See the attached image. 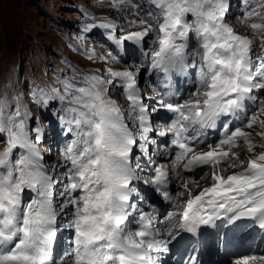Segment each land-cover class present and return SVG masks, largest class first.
<instances>
[{"label": "snow or ice", "instance_id": "obj_1", "mask_svg": "<svg viewBox=\"0 0 264 264\" xmlns=\"http://www.w3.org/2000/svg\"><path fill=\"white\" fill-rule=\"evenodd\" d=\"M244 6L240 24L250 35L228 22L229 0H108L121 22L85 13L75 37L101 68L66 61L54 82L0 99V264H167L174 246L205 229L248 221L264 230V142L246 131L258 127L264 141V0ZM97 29L100 53L87 48ZM130 49L146 60L123 61ZM144 74L165 89L146 97ZM174 76L190 86L186 94L169 90ZM43 111L64 137L54 163L39 147L33 112ZM161 111L169 115L157 126ZM209 130L218 138L209 141ZM194 174L210 176L196 194ZM144 186L172 210L161 213ZM234 264H264V254Z\"/></svg>", "mask_w": 264, "mask_h": 264}, {"label": "rangeland", "instance_id": "obj_2", "mask_svg": "<svg viewBox=\"0 0 264 264\" xmlns=\"http://www.w3.org/2000/svg\"><path fill=\"white\" fill-rule=\"evenodd\" d=\"M100 4L103 3L94 0H0V99L9 93L13 95L17 90L24 95L27 91L23 89L32 79L52 80L60 71L67 69L66 61H80L64 48L62 34L66 30L73 32L78 24L72 10L74 7L91 10L94 14L98 9L96 11L101 14L119 17V12L109 14L108 8L98 7ZM231 24L238 31L246 32L239 21H232ZM127 58H130L129 54ZM82 64L90 65L88 62ZM142 83L143 77L140 85ZM117 94L113 92L112 96ZM246 131L252 132L255 144L264 142L255 135L260 131L258 127ZM42 149L47 155L51 154V150L48 151L50 147ZM261 150L256 149L257 152ZM247 154L246 151L240 152L241 157ZM207 178L202 181L207 183ZM182 183L179 181L172 185V192L174 188L179 190ZM200 183H192L189 187L197 192L196 187Z\"/></svg>", "mask_w": 264, "mask_h": 264}, {"label": "bare ground", "instance_id": "obj_3", "mask_svg": "<svg viewBox=\"0 0 264 264\" xmlns=\"http://www.w3.org/2000/svg\"><path fill=\"white\" fill-rule=\"evenodd\" d=\"M239 24H240V23H239ZM125 59H126V61L128 60V59H127V53L125 54ZM152 96H154V94H153ZM190 185H193V184L190 183ZM170 189H171V191H172V185L170 186Z\"/></svg>", "mask_w": 264, "mask_h": 264}, {"label": "trees", "instance_id": "obj_4", "mask_svg": "<svg viewBox=\"0 0 264 264\" xmlns=\"http://www.w3.org/2000/svg\"><path fill=\"white\" fill-rule=\"evenodd\" d=\"M56 158H57L56 156H55V157L50 156V159H51L52 161H54V162L56 161Z\"/></svg>", "mask_w": 264, "mask_h": 264}]
</instances>
